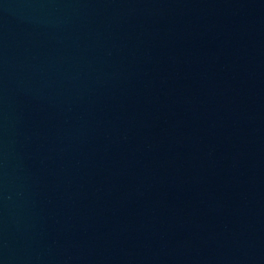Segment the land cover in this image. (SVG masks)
I'll use <instances>...</instances> for the list:
<instances>
[{
    "label": "water",
    "instance_id": "1",
    "mask_svg": "<svg viewBox=\"0 0 264 264\" xmlns=\"http://www.w3.org/2000/svg\"><path fill=\"white\" fill-rule=\"evenodd\" d=\"M157 0H0V42L43 34Z\"/></svg>",
    "mask_w": 264,
    "mask_h": 264
}]
</instances>
